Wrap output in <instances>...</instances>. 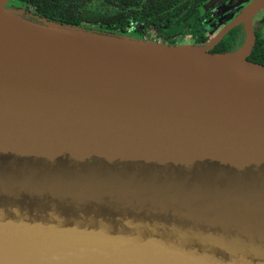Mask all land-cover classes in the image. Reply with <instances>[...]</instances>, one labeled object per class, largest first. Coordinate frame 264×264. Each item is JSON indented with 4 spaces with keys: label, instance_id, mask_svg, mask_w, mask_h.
<instances>
[{
    "label": "water",
    "instance_id": "1",
    "mask_svg": "<svg viewBox=\"0 0 264 264\" xmlns=\"http://www.w3.org/2000/svg\"><path fill=\"white\" fill-rule=\"evenodd\" d=\"M0 0V264H264V66ZM264 5L254 0L245 23Z\"/></svg>",
    "mask_w": 264,
    "mask_h": 264
},
{
    "label": "flooded vegetation",
    "instance_id": "2",
    "mask_svg": "<svg viewBox=\"0 0 264 264\" xmlns=\"http://www.w3.org/2000/svg\"><path fill=\"white\" fill-rule=\"evenodd\" d=\"M48 0H8L5 7L32 21H40L39 7ZM254 0H127L124 33H106L163 45L208 47L210 53L236 51L246 38V24L254 33L247 59L264 66V5L248 22L240 18ZM140 15L138 17L137 15ZM88 29V28H87ZM173 29L183 33L178 36ZM100 32L99 28H93Z\"/></svg>",
    "mask_w": 264,
    "mask_h": 264
},
{
    "label": "trees",
    "instance_id": "3",
    "mask_svg": "<svg viewBox=\"0 0 264 264\" xmlns=\"http://www.w3.org/2000/svg\"><path fill=\"white\" fill-rule=\"evenodd\" d=\"M127 0H48L39 7L42 19L86 31L99 28V33H124L128 22ZM140 17V15H137ZM88 28V29H87ZM180 36L183 31L173 29Z\"/></svg>",
    "mask_w": 264,
    "mask_h": 264
},
{
    "label": "rangeland",
    "instance_id": "4",
    "mask_svg": "<svg viewBox=\"0 0 264 264\" xmlns=\"http://www.w3.org/2000/svg\"><path fill=\"white\" fill-rule=\"evenodd\" d=\"M5 9L7 10V7H5ZM9 11V10H8ZM20 12H18V14H19ZM21 14V13H20Z\"/></svg>",
    "mask_w": 264,
    "mask_h": 264
}]
</instances>
